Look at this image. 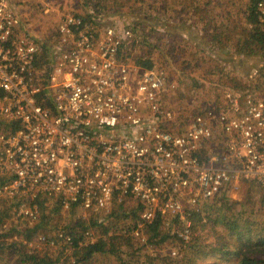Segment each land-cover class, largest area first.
Instances as JSON below:
<instances>
[{
    "label": "built area",
    "instance_id": "2783aa9c",
    "mask_svg": "<svg viewBox=\"0 0 264 264\" xmlns=\"http://www.w3.org/2000/svg\"><path fill=\"white\" fill-rule=\"evenodd\" d=\"M255 9L264 31V0ZM19 27L9 1L0 0V126L16 125L0 130V198L15 200V220L34 223L42 197L95 217L132 202L134 211L122 212L137 220L121 232L137 235L156 216L229 197L242 182L264 199L263 93L227 85L220 105L205 104L183 121L164 71L124 57L130 28L97 33L81 16L64 15L55 60L41 73L39 42ZM56 238L70 243L63 231Z\"/></svg>",
    "mask_w": 264,
    "mask_h": 264
},
{
    "label": "rangeland",
    "instance_id": "374dc122",
    "mask_svg": "<svg viewBox=\"0 0 264 264\" xmlns=\"http://www.w3.org/2000/svg\"><path fill=\"white\" fill-rule=\"evenodd\" d=\"M8 1L19 19V29L26 30L39 42V48H41L37 53L36 61L42 54V45L48 46L49 50L53 51V46L56 44L57 26L66 14L81 16L83 21L88 24V29L97 33L106 26L113 27L119 35L124 29L130 28L134 41L124 48V57L139 67H145L141 62L150 60L153 62L152 67L164 71L165 81L167 83L173 82L175 85L174 88L169 89V103L181 114L180 119L183 121L190 116L191 112L202 109L205 104L220 105L222 89L227 85L242 91H255L252 93L264 94V68L261 66L264 60L259 56L243 55L236 52L235 41L244 31V8L248 0H183L182 5L171 2V0H143L146 6L142 7L139 6L141 0L114 2L112 0ZM206 2L208 5L205 7ZM190 3L193 7L195 3L205 7L206 11L202 9L201 14L204 15L206 12L210 18H214V21L219 24L220 30L214 34L217 39H214V36H206L199 29L200 22L193 19L191 10L186 6ZM155 7L158 9L155 10ZM184 7L186 16H184V11H180V8ZM89 12L95 13L92 17H97L99 23H93L91 19L87 18L86 15ZM194 25H196L195 28ZM218 37H227V39L221 40ZM221 67L223 69L220 70ZM45 68L46 65L39 68L41 73H44ZM218 71H221L220 77L222 79H228L229 84H224L221 80L214 86L204 89L200 85L196 87L192 81L196 77L205 76L211 72L217 74ZM253 71H256V75L251 81L247 76L251 75ZM2 129L0 126V130ZM224 198L232 201L234 210H242L244 217L248 216L252 207L257 205L261 216L264 218L263 194L254 183L242 182L237 192H233L229 197L224 196ZM21 200L26 207L30 206L31 200L29 198L26 197ZM4 201L15 202V200H2L0 198V208L4 207ZM39 202L37 220L40 219L41 211L50 214L47 221L49 224L46 226L47 230L40 232L46 233V237H56L62 231L67 233L69 231L67 226H72L79 217L84 219L95 217L89 215L88 211L79 206L67 210L60 207L58 212L53 213L54 206L57 205V201H54L53 198L42 197ZM202 202L192 210L197 209ZM14 206L15 204L12 207ZM128 209L129 211L135 209V204L129 202L122 206V210L128 211ZM11 211L8 212L3 225L22 229L24 223L31 220L28 217L26 218L27 221L20 218L15 220L10 213ZM190 211L175 216L165 214L161 232H166L168 225L174 229L176 225L173 219L178 216L181 221H184ZM110 213L111 210L103 211L96 217H107ZM133 214L129 213L127 217L118 218V221L115 222L118 223V226L112 225L107 233L108 236L111 235L116 228V233L128 237L131 244L120 245V250L115 254L93 255L88 264H118L120 260L129 264H164L169 256L176 257L182 254L183 247H185L182 242L174 238H169L163 242L159 241L158 238H151L152 233L146 226L137 235L121 232V227H126L132 220H137L136 214L135 216ZM113 219L108 218L109 221H113ZM185 224L186 226L189 225V221L185 220ZM2 227L0 226V229ZM3 232L0 230V233ZM38 232L27 243V249L46 251L53 253V256L59 254L62 258L68 257V264H72L70 258L73 249L70 245L64 244L66 245L64 250H61L62 244L59 241L53 246L47 245L39 239L43 234H38ZM103 234L102 227L96 226L89 230L88 234H84L83 241L96 240L99 237H104ZM15 236L18 238L19 233L12 231V235L9 236L11 238L0 237V243L10 242L16 239ZM3 259V253H0V264L4 262ZM203 264L210 263L206 260Z\"/></svg>",
    "mask_w": 264,
    "mask_h": 264
},
{
    "label": "trees",
    "instance_id": "16d2710c",
    "mask_svg": "<svg viewBox=\"0 0 264 264\" xmlns=\"http://www.w3.org/2000/svg\"><path fill=\"white\" fill-rule=\"evenodd\" d=\"M114 1L119 0H112V2ZM257 1L248 0L246 3L244 8L246 25L235 44L236 52L239 54L259 56L264 60V31L261 29L257 19L255 9ZM171 2H177L182 5L184 1L171 0ZM207 5L208 2H206L205 7ZM139 6H146L145 2L143 0L139 1ZM186 6L191 10L193 19L200 22L199 29L206 36H214L216 31L220 30L219 24L214 21V18H210L206 12L204 15L201 14L202 9L206 11L205 7L197 3H195L194 7L192 3L186 4ZM154 9L157 10L158 7ZM144 11L147 12V10ZM180 11H184V16H186L185 7L180 8ZM87 14V18L90 19L92 13L89 12ZM247 24H250V27H247ZM213 38L217 39L215 36ZM224 38L227 39V37ZM224 38L219 39L223 40ZM39 57V61H36V66L40 68L46 65L44 70V73H46L55 60L54 54H52L48 46L42 45V54ZM141 63L147 68L153 66V62L150 60ZM261 66L264 68V63ZM221 69L223 68L221 67ZM220 72L218 71L217 74L211 72L205 76L194 77L195 79H192V81L196 87L200 85L204 89L214 86L221 80L225 84V78L222 79L220 77ZM8 127V124L1 126L4 131L12 132L16 125L11 124ZM4 203V207L0 208V226H3L0 230L4 231L0 233V237H9L12 235V231L19 233V236L18 238L15 236L16 239L10 242L0 243V253H3L4 258L2 264H68V257L62 258L59 254L53 256V253L46 251L27 249V243L38 231V234H43L42 237H45L44 243L49 245V241H53L56 244V237H46V233H40L47 230L46 226L49 224L47 221L50 214L41 211L39 221L36 219L34 223L25 222L22 229H16L15 227L3 225L8 212L12 210L13 206L12 202L4 201ZM232 204V201L230 202L228 198L224 197L205 200L197 209L191 210L184 221H181L176 216L173 219L176 227L172 229L168 225L166 232H161V226L164 221L163 216H156L148 225V229L152 233L151 238H158L161 242L174 238L185 246L181 255L176 257L169 256L164 264H203L206 260L210 264H264V218L261 216L259 206H253L249 215L244 217L242 210H234ZM54 207L53 213L58 212L60 203L57 202ZM122 211V205H117L103 219H99V217H89L88 219L79 217L76 223L72 226H67L69 231L67 233L64 232V234L70 237V243L66 245H70L73 249L70 258L72 264H88L90 262L89 259L93 255L115 254L120 250V245L131 244L128 237H123V234L116 233V228L111 235H107L112 225L116 224L118 226V223H115L118 218L129 215ZM133 215L135 216V214ZM108 218L114 219L109 221ZM185 220L189 221V225L186 226ZM96 226L102 227L103 235L105 236L89 242L83 241L85 232ZM66 245H62L61 250H64ZM118 264L129 263L120 260Z\"/></svg>",
    "mask_w": 264,
    "mask_h": 264
},
{
    "label": "crops",
    "instance_id": "0c3cea01",
    "mask_svg": "<svg viewBox=\"0 0 264 264\" xmlns=\"http://www.w3.org/2000/svg\"><path fill=\"white\" fill-rule=\"evenodd\" d=\"M245 25H246V20H245ZM247 27H250V24H247ZM225 84H229L230 82L228 81V79H225ZM232 85V84H231Z\"/></svg>",
    "mask_w": 264,
    "mask_h": 264
}]
</instances>
